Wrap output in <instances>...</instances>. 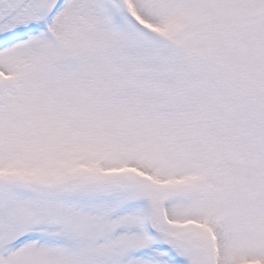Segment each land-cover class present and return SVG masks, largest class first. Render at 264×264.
<instances>
[{
    "label": "snow or ice",
    "instance_id": "1",
    "mask_svg": "<svg viewBox=\"0 0 264 264\" xmlns=\"http://www.w3.org/2000/svg\"><path fill=\"white\" fill-rule=\"evenodd\" d=\"M0 264H264V0H0Z\"/></svg>",
    "mask_w": 264,
    "mask_h": 264
}]
</instances>
